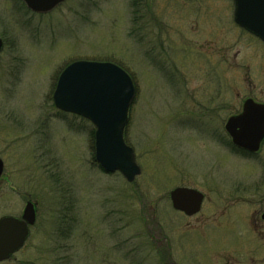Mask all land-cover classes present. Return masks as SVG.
Instances as JSON below:
<instances>
[{
  "label": "rangeland",
  "instance_id": "374dc122",
  "mask_svg": "<svg viewBox=\"0 0 264 264\" xmlns=\"http://www.w3.org/2000/svg\"><path fill=\"white\" fill-rule=\"evenodd\" d=\"M0 37V217L29 199L39 210L0 264H264L246 220L260 206L236 193L245 158L222 146L225 108L264 99V45L235 23L233 0H67L46 15L0 0ZM81 59L135 81L133 183L96 162L90 121L54 105L59 73ZM177 186L206 194L201 213L173 209Z\"/></svg>",
  "mask_w": 264,
  "mask_h": 264
},
{
  "label": "water",
  "instance_id": "95a60500",
  "mask_svg": "<svg viewBox=\"0 0 264 264\" xmlns=\"http://www.w3.org/2000/svg\"><path fill=\"white\" fill-rule=\"evenodd\" d=\"M66 0H23L36 13H48ZM237 25L264 40V0H233ZM4 41L0 38V52ZM136 96L135 83L119 65L108 61L76 60L61 72L53 94L55 106L87 118L96 127L95 158L107 172L119 171L128 182L141 174L134 149L125 140L130 107ZM227 131L234 142L256 150L264 134V106L248 100L244 111L229 119ZM4 161L0 158V179ZM204 194L190 187L170 191L174 209L188 216L197 214ZM35 203L28 202L22 218H0V262L10 259L24 245L35 224Z\"/></svg>",
  "mask_w": 264,
  "mask_h": 264
},
{
  "label": "flooded vegetation",
  "instance_id": "af4514ba",
  "mask_svg": "<svg viewBox=\"0 0 264 264\" xmlns=\"http://www.w3.org/2000/svg\"><path fill=\"white\" fill-rule=\"evenodd\" d=\"M1 38V37H0ZM257 40H259L263 45L264 41L258 37H255ZM3 41L4 39L1 38ZM261 45V44H260ZM262 45V46H263ZM5 48V41H4V47ZM3 50L0 52V55L2 54ZM263 62V58L261 56V61L260 63ZM245 66V65H244ZM247 68H250L248 64H246ZM260 68H264L262 64H260ZM249 71L247 72V77L246 81L249 78ZM248 82V81H247ZM249 83V82H248ZM256 96V97H255ZM252 99L254 100L257 104L264 105V99L257 98V95H252L247 97L240 109L233 111V108L227 107L225 110H229L230 115L228 116V119L224 125V132H225V140L222 142V146L225 147L226 150H228L231 154L237 153L239 155H243L245 158L244 166L246 168V174L244 175V179L241 181L237 188V197H244V198H251L253 206L259 205L260 209L259 210H254L250 215L246 216L247 223H249L250 229L254 232H257L261 234L262 239H264V193H263V188H264V134L262 138L259 141V146H257L256 150H252L246 147H239L234 144L233 138L229 134V132L226 130V125L227 122L230 118L236 117L240 115L243 110H244V105L246 100ZM232 106V105H231ZM206 199V197H205ZM36 203V213H37V219H38V201H34ZM248 205V204H247ZM248 205V206H251ZM14 216H21L16 215V214H10ZM36 219V221H37ZM27 242V241H26Z\"/></svg>",
  "mask_w": 264,
  "mask_h": 264
},
{
  "label": "trees",
  "instance_id": "16d2710c",
  "mask_svg": "<svg viewBox=\"0 0 264 264\" xmlns=\"http://www.w3.org/2000/svg\"><path fill=\"white\" fill-rule=\"evenodd\" d=\"M93 137H94V131H93ZM94 148V147H93Z\"/></svg>",
  "mask_w": 264,
  "mask_h": 264
}]
</instances>
